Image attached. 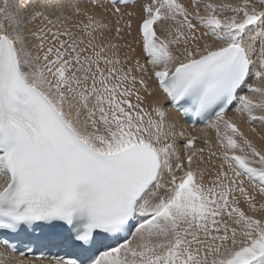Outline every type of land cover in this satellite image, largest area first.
Segmentation results:
<instances>
[{
    "label": "snow or ice",
    "instance_id": "obj_1",
    "mask_svg": "<svg viewBox=\"0 0 264 264\" xmlns=\"http://www.w3.org/2000/svg\"><path fill=\"white\" fill-rule=\"evenodd\" d=\"M257 141L264 0H0V264H264Z\"/></svg>",
    "mask_w": 264,
    "mask_h": 264
},
{
    "label": "bare ground",
    "instance_id": "obj_2",
    "mask_svg": "<svg viewBox=\"0 0 264 264\" xmlns=\"http://www.w3.org/2000/svg\"><path fill=\"white\" fill-rule=\"evenodd\" d=\"M242 127L245 129V131H247V127H248V126H247L246 124H245V125H242ZM197 128L199 129V128H201V127H197ZM257 142H258V143H264V142H260V141H257Z\"/></svg>",
    "mask_w": 264,
    "mask_h": 264
}]
</instances>
